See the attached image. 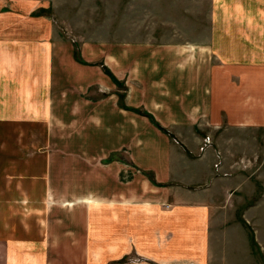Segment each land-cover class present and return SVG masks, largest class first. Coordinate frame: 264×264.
<instances>
[{
    "label": "crops",
    "instance_id": "obj_1",
    "mask_svg": "<svg viewBox=\"0 0 264 264\" xmlns=\"http://www.w3.org/2000/svg\"><path fill=\"white\" fill-rule=\"evenodd\" d=\"M39 1L0 7V264H225L217 237L245 224L218 202L245 181L238 158L264 164V0H210L205 28L110 46L109 62L54 41ZM215 149L230 175L199 186Z\"/></svg>",
    "mask_w": 264,
    "mask_h": 264
},
{
    "label": "rangeland",
    "instance_id": "obj_2",
    "mask_svg": "<svg viewBox=\"0 0 264 264\" xmlns=\"http://www.w3.org/2000/svg\"><path fill=\"white\" fill-rule=\"evenodd\" d=\"M26 1L35 2L37 0ZM18 2L19 0H0V7L4 10L3 12H8L7 10L17 6ZM39 2L48 6V14H45V17L48 16V21L54 27V41L58 39L56 35L61 36L70 46L72 45L73 50L76 45L79 49L85 50L86 58L94 61H99V58L104 62H109L107 59L110 46L121 48L123 51V46L126 45L134 46L150 39L166 40L179 32L183 34L181 38H185L189 36L190 29L196 31L205 28L211 7L210 0H40ZM60 49L62 50L60 51ZM59 51L65 58L63 48L55 49L54 63L58 58L60 59ZM135 130L134 134H136ZM43 134L41 133L42 136ZM44 135L48 138L47 133ZM1 139L12 140L14 135L0 133ZM26 140L32 139L26 137ZM258 147L264 149V140L259 142ZM258 153L264 155V152ZM222 159L221 155L218 167H213L215 175L199 186L213 188L219 183L217 176L227 177L230 175V172L221 171ZM237 161L239 163L237 166L246 171L245 181L239 192L225 193L224 201L221 203L220 200L218 204H222L225 210H229L227 221L242 222L245 224V229L238 232L234 228L231 231L234 234L224 235L225 243L218 236L217 244L220 247L224 244L225 264H264V247H261V254L260 248L254 244L250 234L252 231L251 221L255 212L253 206L257 203L260 194L264 192V180H262L264 164L254 166L248 158L243 157L238 158ZM215 162H217V158ZM1 189L2 186H0ZM261 210L262 213H259L258 221L264 223V201ZM223 219L225 218L218 216L213 220L219 222ZM216 227L218 226L216 225ZM218 228H215V231H221ZM243 233L246 237L248 236V239L242 237ZM33 249L39 250L38 253L48 254V245L38 244L36 247L33 246ZM221 251L219 253L222 254ZM142 259L141 257L129 258L128 262ZM215 263L221 264L218 260ZM222 264L224 263L222 262Z\"/></svg>",
    "mask_w": 264,
    "mask_h": 264
},
{
    "label": "built area",
    "instance_id": "obj_3",
    "mask_svg": "<svg viewBox=\"0 0 264 264\" xmlns=\"http://www.w3.org/2000/svg\"><path fill=\"white\" fill-rule=\"evenodd\" d=\"M212 144H213V142H212V139H211V137L209 136V135H205L203 138H202V140H201V144L199 145V147H198V151H197V156H201V155H203V153L205 152V150L207 149V148H210V147H212ZM214 152H215V157L217 158V162H215L214 164H213V167L214 168H217L218 167V164L220 163V158H221V155H220V152L218 151V150H214ZM218 170V169H217ZM216 170V171H217Z\"/></svg>",
    "mask_w": 264,
    "mask_h": 264
}]
</instances>
